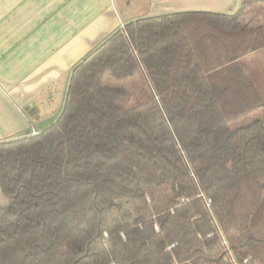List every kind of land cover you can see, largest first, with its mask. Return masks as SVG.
<instances>
[{"label": "trees", "instance_id": "1", "mask_svg": "<svg viewBox=\"0 0 264 264\" xmlns=\"http://www.w3.org/2000/svg\"><path fill=\"white\" fill-rule=\"evenodd\" d=\"M258 52L264 0L112 33L74 67L57 120L0 141V264H264ZM139 72L152 94L126 106Z\"/></svg>", "mask_w": 264, "mask_h": 264}, {"label": "crops", "instance_id": "2", "mask_svg": "<svg viewBox=\"0 0 264 264\" xmlns=\"http://www.w3.org/2000/svg\"><path fill=\"white\" fill-rule=\"evenodd\" d=\"M241 3L0 0V141L30 136L57 120L76 64L126 22L171 12L233 13Z\"/></svg>", "mask_w": 264, "mask_h": 264}, {"label": "rangeland", "instance_id": "3", "mask_svg": "<svg viewBox=\"0 0 264 264\" xmlns=\"http://www.w3.org/2000/svg\"><path fill=\"white\" fill-rule=\"evenodd\" d=\"M246 70L251 78L256 82L257 88L264 96V57L255 53L252 57L245 60ZM121 85L127 88V93L122 99V103L126 106H134L145 101L151 94L152 88L141 72L136 76L123 80ZM12 198L9 197L0 185V217L5 212Z\"/></svg>", "mask_w": 264, "mask_h": 264}, {"label": "built area", "instance_id": "4", "mask_svg": "<svg viewBox=\"0 0 264 264\" xmlns=\"http://www.w3.org/2000/svg\"><path fill=\"white\" fill-rule=\"evenodd\" d=\"M38 133H39V131L37 129H34L32 135H35V134H38Z\"/></svg>", "mask_w": 264, "mask_h": 264}]
</instances>
